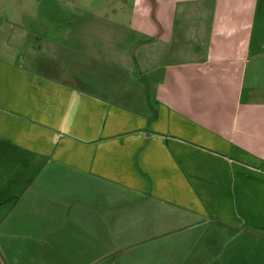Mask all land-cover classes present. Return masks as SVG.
I'll list each match as a JSON object with an SVG mask.
<instances>
[{
	"label": "crops",
	"instance_id": "crops-1",
	"mask_svg": "<svg viewBox=\"0 0 264 264\" xmlns=\"http://www.w3.org/2000/svg\"><path fill=\"white\" fill-rule=\"evenodd\" d=\"M54 1L21 55L0 0V264H250L264 0Z\"/></svg>",
	"mask_w": 264,
	"mask_h": 264
},
{
	"label": "rangeland",
	"instance_id": "rangeland-1",
	"mask_svg": "<svg viewBox=\"0 0 264 264\" xmlns=\"http://www.w3.org/2000/svg\"><path fill=\"white\" fill-rule=\"evenodd\" d=\"M31 2L32 0H22V8L24 9V11L22 13L21 24L26 29L25 30L26 34L25 37L23 38V44H20L19 46L16 45V47L13 46V48H11L12 51L19 52L21 55L29 54L31 51H33L31 46L29 45L30 40L33 38L34 32L37 33L41 31L42 21L48 20L49 22L53 20L52 19L53 17H65L63 11L66 9V5H62L58 1L41 0V4L39 5L38 9H36L35 11H32L31 6H29L31 5ZM45 25L46 23L44 24V26ZM16 34L20 35L17 32ZM230 245L234 247L233 251L235 252L236 255H243V254L248 255L250 253V256H258L254 260H252L250 264H264V257H263L264 248H262V251L257 250L256 248L250 247L245 241L241 240L240 238H235L233 242L229 243V246ZM255 250L257 251L255 252ZM259 257L261 259H259Z\"/></svg>",
	"mask_w": 264,
	"mask_h": 264
}]
</instances>
